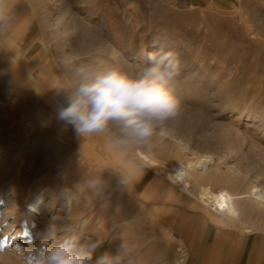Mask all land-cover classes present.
<instances>
[{"label":"rangeland","instance_id":"374dc122","mask_svg":"<svg viewBox=\"0 0 264 264\" xmlns=\"http://www.w3.org/2000/svg\"><path fill=\"white\" fill-rule=\"evenodd\" d=\"M24 1L35 12L44 46L39 55L44 57V63L33 67H37V72L40 68L52 69L57 78L54 73L46 76L53 86L58 81L62 87L61 77L69 65L101 67L98 54L91 52V34L96 37V46L108 43L134 65L130 71L125 69L128 72L144 62V53L150 46L164 42L167 50L181 60L178 87L174 89L177 96L178 92L182 94L178 96L181 105L215 115L218 126L246 132L254 146L264 150V0H238L230 6L206 8L176 0H65L69 6L67 19L77 14L94 28L90 35L74 32L66 43L54 26L50 0ZM71 51L77 52L69 57ZM86 51L88 54H83ZM100 55L106 63L116 62L105 52ZM27 66L30 63L18 46L0 41V163L5 162L6 171H11L0 181V191L18 187L17 199L27 196L24 204H11L12 209L15 206L23 211L17 214L18 223L16 214L11 212L0 220V264H35V257L28 255L27 250L41 246L46 226L54 216L59 217L58 211H62L64 222L84 224L82 238L96 239L98 235L103 239L90 264L106 251L114 253L122 243L119 235L135 247L138 264H153L154 259L156 264H185L183 248L167 227L165 211L139 201L132 182L129 186L120 184L121 170L102 153L91 162L71 147L69 126L44 109L58 104L55 97L36 83ZM221 138L225 136L218 131L215 141ZM164 146L166 143L157 142L150 149H140L159 164L170 166L172 160L164 153ZM221 166L224 170L225 166ZM155 169L167 181L160 169ZM98 171L105 184L102 198L79 188L85 176ZM213 190L218 192L220 186ZM55 191L63 197L56 199L55 210L44 211V204L36 200L37 194L52 197ZM69 193L77 196L71 210L66 205ZM190 193L194 195L193 187ZM3 203L0 217L4 212L8 214ZM34 205L38 206L37 211H32ZM30 210L32 216L26 219ZM215 214L236 230L264 232V213H245L243 223ZM20 237L25 241L16 248L22 241Z\"/></svg>","mask_w":264,"mask_h":264},{"label":"clouds","instance_id":"9594fccd","mask_svg":"<svg viewBox=\"0 0 264 264\" xmlns=\"http://www.w3.org/2000/svg\"><path fill=\"white\" fill-rule=\"evenodd\" d=\"M6 24V10L0 8V28ZM181 70L177 54L163 46L146 52L144 63L132 72L118 67L69 65L61 77L62 87L50 88L63 95L56 117L71 126L78 137L102 136L123 154H133L137 148L150 149L158 129L173 121L181 110L173 88ZM119 172V183L129 186L132 178ZM81 187L102 198L105 184L100 171L85 176ZM76 199L67 194L69 210ZM84 229L83 223L73 226L54 216L42 235L41 246L27 250V254L35 257V264H90L103 239L98 235L96 239L82 238ZM119 236L122 243L117 250L104 252L94 264H138L135 247Z\"/></svg>","mask_w":264,"mask_h":264},{"label":"bare ground","instance_id":"6f19581e","mask_svg":"<svg viewBox=\"0 0 264 264\" xmlns=\"http://www.w3.org/2000/svg\"><path fill=\"white\" fill-rule=\"evenodd\" d=\"M50 6L54 10V26L58 31H60L62 35H64L63 37L65 39V43L69 41L71 34L74 32H76V35H78V33H83L84 31L88 32V34L89 31L93 33L92 31L94 28L91 26V24L90 26L89 24H86L85 21L81 20L77 16V14H74L71 19H67L66 15L69 14V6L65 0H50ZM92 35L93 34H91V52L94 51L98 54L99 64L101 65L100 68L118 67L124 71L125 69H128V71L133 69L134 65L123 59V56L120 57L119 53L115 50L116 48H113L108 43L103 42V44L99 43L98 46H96V37H93ZM83 37H81V40ZM82 42H84V40H82ZM161 46L167 50L163 42L150 46L146 52H155ZM76 52L71 51L69 57L73 56ZM102 52H105L107 55H109V57L116 59V62L111 61L106 63V61L103 60L104 58H102L100 55ZM146 52L144 54H146ZM83 54H88V52L86 51ZM44 61V57L41 56L37 63H39L38 65L41 66ZM27 67L28 70L31 71V77L35 79L36 83L41 86L50 96L55 97V101L58 104L50 105L52 109H44H46L48 112L51 111L50 113L53 115L54 113L56 114V109L61 104V102L58 99V94L56 93L55 89L50 88H59L61 87V84L59 85L58 81H56V86H53L50 82H48L49 78L46 76V73H49L50 75H52V73L56 75V73L52 69H46V71L37 72V67ZM176 85V83L173 85L175 90L178 87H176ZM188 86L191 88L193 87V84L189 83ZM178 96H182L181 92H178ZM218 106L221 108L220 105ZM202 112L190 110L184 105H181V110L178 116L173 121H169L161 129H158L156 135L153 138L152 144L157 142L166 143L163 151L172 160V164L170 166L159 164L158 162L152 160L149 155L140 148L135 149L132 155L140 163L148 165L154 170H156L155 168L160 169V172L166 176V179L169 182L175 185H182L183 189L181 190L191 194L190 189L193 187V193L199 203L211 211L224 216V218L226 217L232 222L243 223L242 216L245 213L255 211L259 214H263L264 150L257 149L252 141H250V137L246 132L241 133L242 131L240 132L239 130L232 129L228 126L220 127L215 120V115H206ZM218 131L223 133L225 139L221 138L223 140L220 139L219 142H216L215 138ZM99 137L110 147L108 149H104L102 147L99 149L100 152L105 153L106 158L109 159L111 156L113 158L119 159L124 155L119 150L113 149L106 138L102 136ZM94 147H98V143H95ZM78 153L88 161L92 162L97 160L93 149H86L79 151ZM221 165L225 166L224 170L222 169ZM254 165L256 166L254 167ZM9 173L5 169V162L0 163V181L6 179ZM13 182L14 184L18 185L15 180ZM216 185L220 186V190L218 192L213 190V187ZM10 188L11 187L6 189L4 193L0 191V203L4 202L7 208L5 211L8 210V214H5L3 211L4 213H2L0 220L2 221L5 215L14 213L16 214L14 215V218L16 217L15 222H17L20 219L18 217L20 215L19 213L23 211L20 208L15 209V206H13L14 208L12 209L11 204L14 205L15 202H18L15 204L20 206L26 202L27 196L25 195L17 199L16 196H19L20 194L18 193L19 188ZM6 194V198L3 199V195ZM45 194H37L36 200L44 204V211L55 210V201L57 198L63 197L61 196L62 193L55 191V193L52 194V197H46ZM11 195L15 196L11 197ZM37 209L38 206H32V211H37ZM61 212H56L57 216L60 214V218L62 216ZM30 216H32L31 210L29 214H27L26 219H29ZM20 238L22 241L16 244V248L20 246V243L25 241L24 237ZM33 246L36 247L38 245L33 244Z\"/></svg>","mask_w":264,"mask_h":264},{"label":"crops","instance_id":"0c3cea01","mask_svg":"<svg viewBox=\"0 0 264 264\" xmlns=\"http://www.w3.org/2000/svg\"><path fill=\"white\" fill-rule=\"evenodd\" d=\"M190 6L206 8L226 7L238 0H176ZM6 10V27L0 28V41L18 46L33 66L43 50L42 32L35 12L24 0H0ZM48 59V57H47ZM48 60H46L47 62ZM42 68L39 69V72ZM63 102V95L58 96ZM69 144L78 152L93 149L98 158L100 148H110L99 136L78 137L69 126ZM90 140V141H89ZM94 141V142H93ZM98 143V147L94 144ZM97 150V151H96ZM105 156V153H102ZM108 159V158H107ZM115 166L132 179L139 201L166 213L170 233L183 248L185 264H264V232L236 230L196 199L164 181L153 168L140 163L132 154L109 157Z\"/></svg>","mask_w":264,"mask_h":264}]
</instances>
